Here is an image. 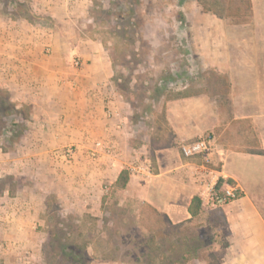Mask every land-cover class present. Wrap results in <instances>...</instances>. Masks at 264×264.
<instances>
[{
    "label": "crops",
    "instance_id": "1",
    "mask_svg": "<svg viewBox=\"0 0 264 264\" xmlns=\"http://www.w3.org/2000/svg\"><path fill=\"white\" fill-rule=\"evenodd\" d=\"M71 2L33 0L32 6L64 21ZM249 2L238 21L199 8L203 22L212 20V27L207 22L204 31L212 30L216 45L210 44L205 52L208 58L218 60L213 63L218 72L228 76V98L219 102L207 94L187 97L185 108L176 109L167 119L171 129L165 144L151 148L148 142L143 146L151 153L150 175L130 174L124 188L139 204L156 210L171 224L200 227L211 249L227 251L225 257L206 264H264V0ZM35 25L24 19L0 18V88L9 92L13 103H27L34 111L32 127L22 135L20 149L10 157L0 149V176L28 177L32 173L28 179L33 185H46L61 201H68L67 205L73 204L70 199L74 197L80 203L92 188L99 196L111 162L121 158H98L94 167L84 171L78 157L98 140H105L119 154L125 151L128 132H124L126 125L119 116L125 104L113 88V69L100 52L80 51L82 63L92 60L89 68H57L55 65L64 60L59 46L68 39L59 32L40 31ZM43 45L50 47V55L42 53ZM206 133L209 153L183 160L179 145ZM72 143L77 152L68 165L62 155L54 154ZM39 162L48 174L44 180L33 175ZM220 177L222 186L231 180L239 196L213 208L201 204L198 215L191 217V199L200 197L207 185ZM55 182L63 184L61 191L51 188ZM35 199L26 189L12 194L6 190L0 195L1 237L28 239L29 217L36 213H32L31 204L41 201L39 196Z\"/></svg>",
    "mask_w": 264,
    "mask_h": 264
},
{
    "label": "rangeland",
    "instance_id": "2",
    "mask_svg": "<svg viewBox=\"0 0 264 264\" xmlns=\"http://www.w3.org/2000/svg\"><path fill=\"white\" fill-rule=\"evenodd\" d=\"M18 1L17 6L12 0H0V18L24 19L36 24L40 31L64 34L68 41L59 46V54L64 60L63 63L58 61L57 68L91 67V59L82 63L79 53L83 50L100 52L109 62L113 69V88L125 104L123 112L119 110V116L124 120V132L128 135L125 151L120 154L113 148L109 154L101 153L93 157L91 146L96 142L106 143L105 140H98L85 148L82 157H78L82 160L84 171L94 167L98 158H121L111 162L109 175L100 183L99 196L94 195L92 188L90 196L80 203L79 198L74 197L70 199L73 204L67 205V200L61 201L56 192L47 190L46 185H33V181L28 179L33 177H30L32 173L28 177L24 174L0 176V195L6 190L12 194L26 189L29 195L36 198L35 201L38 196L41 200L31 204L32 213H36L34 217H29L30 228L25 233L27 240L0 236V264H67L55 252L51 235L55 226L61 227L56 231L61 234L62 240L72 241L71 247L75 244L87 245V264H171L176 259L175 252L165 257L159 256L160 252L171 242L184 237L182 232L186 231L185 228L195 233L203 230L190 223L169 228L164 220L159 222V216L150 207L139 204L137 198L129 196L125 187L115 186L114 181L117 171L129 169V166L146 158L150 160L151 153L143 150L148 142L151 148L165 144L171 129L167 119L173 113L175 115L176 109H184L185 99L189 97H174L185 86L195 90L205 85L207 96L216 101L224 99L215 94L219 81L217 75L221 73L213 63L218 60L208 58L205 52L210 44L216 45L217 40L213 38L212 30L208 33L204 31L207 22L212 27L211 18L203 22L197 0H73L75 3L67 6L64 21L34 8L33 0ZM41 51L45 55L51 54L48 45H43ZM9 96L6 89H0V149L7 152L8 157L16 153L17 147L20 149L22 136H17L20 132L17 130H23L22 135L30 130L34 114L33 107L27 103L13 107ZM14 109H18L17 114ZM207 136L206 133L202 137ZM68 149L69 153L66 152ZM76 152L72 143L57 149L54 155H62L69 165ZM38 165L33 175L44 180L48 177L45 165L42 162ZM128 172L129 175H139ZM55 183L51 188L61 191L63 184ZM110 212L119 213L118 217L124 216L123 222L119 220L114 225L109 220ZM121 222L127 225L126 228H122ZM67 224L70 226L67 227ZM163 230L164 234L168 233L165 239L156 235L152 248L146 249L142 245L143 239L154 232L163 233ZM189 243L200 245L201 249L192 251L185 264H206L227 255L223 249H211L212 244L208 240ZM71 253L75 255L76 251ZM54 255L55 258H52Z\"/></svg>",
    "mask_w": 264,
    "mask_h": 264
},
{
    "label": "trees",
    "instance_id": "3",
    "mask_svg": "<svg viewBox=\"0 0 264 264\" xmlns=\"http://www.w3.org/2000/svg\"><path fill=\"white\" fill-rule=\"evenodd\" d=\"M13 3H16V5H19V1L17 2V0H12ZM197 3L199 4L201 10L203 12L206 13H211L216 15L219 18H233L236 21H238L240 19V17L242 16V13L244 12L243 10H246V7L249 6V0H197ZM15 5V6H16ZM27 9V12L30 9ZM217 78L219 79V81L217 82L216 86L217 90L215 91V94L217 95H221L222 97H224V100L228 98L229 95V79L227 75H217ZM1 89V88H0ZM206 87L205 85L195 89V90H191L190 88H188L187 86H185L183 88V90L180 93H177L174 97L178 98V97H186V96H191V95H199V94H206L208 92H206ZM10 98V96H9ZM221 98V97H220ZM12 102V101H11ZM13 107H16V104L13 103L12 104ZM17 108V107H16ZM14 113L17 114L18 109H14L13 110ZM26 121V120H25ZM20 131L19 135H17L18 137L22 136L23 134V130H17ZM181 157L183 158V160L186 161H190V160H195L196 156H191V157H185L181 154ZM129 179V172L128 169L123 168L122 170H120V172L118 173L115 181H114V185L117 186L118 188H124L128 182ZM224 182V179L222 177H220L216 184H215V189L218 190L222 184ZM227 183L232 184L233 182L231 180H227ZM200 206H201V199L198 196H194L191 199L190 205L188 206V211L191 214V217H195L198 215L199 210H200ZM151 211L159 216L160 220L159 222H162L161 220H164L169 228H177L179 225L181 224H177V225H173L171 224L167 219H165V217L160 214L159 212H157L154 209H151ZM111 214V212H110ZM118 214L112 213L111 216L109 217V220L116 225V223L121 220L123 222V217L119 216ZM121 222V223H122ZM122 228H126V224L122 223ZM67 227H69L70 225H66ZM54 228V232H51L52 235V242L54 243V248H55V252L56 254H58V256H60L61 259L64 260L65 263L67 264H87L86 261V257H87V252H86V247L87 245L85 244H75L73 245V247H71L72 241L70 243H68L69 240H62V237H60L61 234L58 233V231H56L57 229H60L61 227L59 226H55ZM166 229V228H165ZM152 230V229H151ZM185 233L184 237H181L180 240L176 241L175 243H170V246L166 247V249L164 251L160 252V255L162 257V255H164V257L166 255H170L173 252V255L176 256V259L174 261L171 262V264H185V261L187 259H190V254L192 251H198L199 249H201V246H197V245H191L189 242H196V241H204V240H208V237L205 233L201 232V233H195L193 231H191V229L185 228ZM164 230L163 233H159V232H154L153 235L148 236L147 238L142 240V245H144L146 247V249H150L154 246L155 244V238L159 237L160 239H165V233L164 234ZM65 234V233H64ZM157 235V237H156ZM187 235V236H186ZM181 245V246H180ZM72 251H76V254L73 255L71 252ZM130 251L128 250L127 253H129ZM142 253V252H141ZM145 254V253H142ZM52 257V256H51ZM65 257V258H64ZM55 258V255L52 257Z\"/></svg>",
    "mask_w": 264,
    "mask_h": 264
},
{
    "label": "built area",
    "instance_id": "4",
    "mask_svg": "<svg viewBox=\"0 0 264 264\" xmlns=\"http://www.w3.org/2000/svg\"><path fill=\"white\" fill-rule=\"evenodd\" d=\"M210 146V140L208 137H198L196 140L191 142L181 143L179 145V151L185 157L204 155L209 153ZM90 150L93 157H98L101 153H111L112 149L111 146L106 143L96 142ZM66 152L69 153L70 150L68 149ZM128 170L133 174L136 173L140 176H149L151 172V162L148 158H146L139 164L129 166ZM197 175L202 177L203 172L198 170ZM215 184L207 185L206 189L200 196L201 204L205 208L221 206L239 196L238 190L234 184L227 183L218 190L215 189Z\"/></svg>",
    "mask_w": 264,
    "mask_h": 264
}]
</instances>
